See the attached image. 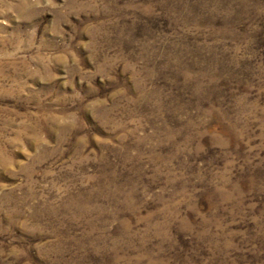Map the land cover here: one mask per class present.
<instances>
[{
  "label": "rangeland",
  "instance_id": "374dc122",
  "mask_svg": "<svg viewBox=\"0 0 264 264\" xmlns=\"http://www.w3.org/2000/svg\"><path fill=\"white\" fill-rule=\"evenodd\" d=\"M0 264H264V0H0Z\"/></svg>",
  "mask_w": 264,
  "mask_h": 264
}]
</instances>
